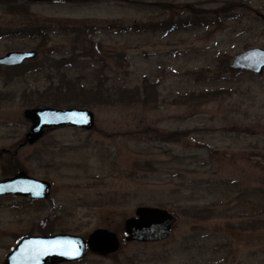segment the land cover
<instances>
[{
  "label": "rangeland",
  "instance_id": "obj_1",
  "mask_svg": "<svg viewBox=\"0 0 264 264\" xmlns=\"http://www.w3.org/2000/svg\"><path fill=\"white\" fill-rule=\"evenodd\" d=\"M34 25L47 43L16 32ZM256 46L264 0H0V57L38 52L0 65V180L21 167L53 186L39 207L0 206V222L58 215L69 232L107 228L126 242V219L160 207L177 217L168 238L89 263L264 264V72L232 65ZM68 82L91 98L97 85L147 95L92 102L93 128H46L30 142L25 110L75 107L38 96Z\"/></svg>",
  "mask_w": 264,
  "mask_h": 264
},
{
  "label": "water",
  "instance_id": "obj_2",
  "mask_svg": "<svg viewBox=\"0 0 264 264\" xmlns=\"http://www.w3.org/2000/svg\"><path fill=\"white\" fill-rule=\"evenodd\" d=\"M37 50H13L0 57V65H17L37 56ZM232 65L239 70L256 74L264 72V48L252 47L233 59ZM25 116L33 121L27 133L30 142L41 137L46 128L73 126L91 129L95 125V113L90 108L52 106L32 107L25 110ZM21 186L22 189H18ZM14 191L35 198H46L50 183L21 173L14 178L0 182V193ZM177 217L165 208L140 206L136 214L126 219L125 229L129 241H157L168 238ZM92 248L101 253L118 250L119 241L115 232L106 228L96 229L90 236ZM85 241L77 235H57L49 238H26L18 245L7 264H36L41 260L61 258L76 260L85 255Z\"/></svg>",
  "mask_w": 264,
  "mask_h": 264
},
{
  "label": "flooded vegetation",
  "instance_id": "obj_3",
  "mask_svg": "<svg viewBox=\"0 0 264 264\" xmlns=\"http://www.w3.org/2000/svg\"><path fill=\"white\" fill-rule=\"evenodd\" d=\"M256 47H259V46H256ZM21 64H17V65H21ZM1 66L12 67L16 65H1ZM21 173H25L28 176L37 178L35 176L30 175L27 169L17 167L16 170L13 171L12 175H9L6 178L1 179L0 182L6 179L14 178L15 176H18ZM38 179H41V178H38ZM41 180H46V179H41ZM48 182L50 183V192L46 198H35L25 193L14 192V191L9 190V191L0 193V206L12 208V209H21L22 207H25V206L27 207L28 206H38L39 207L45 202H50L52 201V198H53L52 197L53 186L50 181ZM22 188L21 186L18 187L19 190ZM57 219H61V217L58 215H16V216H9L8 218H6L5 221L0 222V247L4 251L3 256L0 258V264H7L11 255L17 250L18 245H20L21 241L26 238H34L35 240L36 238H49V237H53L57 235L70 234V235L81 236L82 239H84L85 241V245H86L85 255L80 259H76V260H64L61 258L60 259L55 258V259H49V260L44 259L40 261L41 263H36V264H97V263H89V262L113 256L116 252H118L122 248V245H124L126 242L128 243L137 242V241H129L127 239L128 235L125 229V241L126 242L120 241V238L118 234L116 233L117 239L119 241L118 250L107 252V253H101V252L94 250L90 244V240H89L90 236L95 230L87 234L69 232L66 229V227L62 228V227L56 226ZM125 224H126V221H125Z\"/></svg>",
  "mask_w": 264,
  "mask_h": 264
},
{
  "label": "trees",
  "instance_id": "obj_4",
  "mask_svg": "<svg viewBox=\"0 0 264 264\" xmlns=\"http://www.w3.org/2000/svg\"><path fill=\"white\" fill-rule=\"evenodd\" d=\"M198 22L201 23H209V20H204V19H199ZM88 30H90L91 28L96 29V27H91L89 25H85ZM107 28H116V27H120L122 28V30H129L132 29L131 26L128 25H115L114 23H110L109 25H106ZM139 27H141L142 25H138ZM135 26V27H138ZM104 27V26H103ZM138 27V28H139ZM147 27V26H146ZM144 26V28H146ZM140 29V28H139ZM16 32H18V34H26L28 36L31 37H41L42 39V43L45 44L47 43L49 40V32L47 30V28L43 25H34V26H27V27H23L21 29H17ZM65 59H61L60 61H64ZM27 63V62H25ZM25 63L21 64V65H16L15 67H21L23 66ZM12 68V67H11ZM75 86V87H74ZM68 87V88H67ZM72 88H75L76 92H74V94H72ZM85 90H87L84 85H80V86H76L73 85V83L68 82L67 86H64L63 84H59L56 86L55 90L53 89V87H50L49 89H46L42 92H38V96L39 99L42 100V102H47L44 104H51L53 106H60L62 103V101H69L71 99H75L76 101L73 103L72 105L75 107H85L88 105H91L92 102H97L100 103L102 100L108 103H123L126 100H129V98H135V99H140L141 101L143 100V96L147 95V94H142V92L140 90L135 91L133 89H130L129 87H117L116 91L114 92H109V91H104L102 89V87L100 85L97 86H93L92 90L94 95V98L89 97V95H85ZM96 94V95H95ZM98 94V95H97ZM72 96V97H70ZM81 96H83L84 98H82ZM2 98H5V96H3ZM4 101L5 99H0V101ZM47 100V101H46Z\"/></svg>",
  "mask_w": 264,
  "mask_h": 264
}]
</instances>
